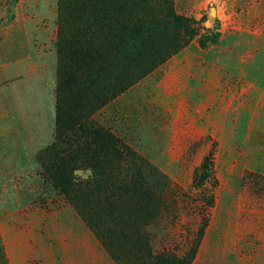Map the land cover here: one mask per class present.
I'll return each instance as SVG.
<instances>
[{
  "label": "rangeland",
  "instance_id": "1",
  "mask_svg": "<svg viewBox=\"0 0 264 264\" xmlns=\"http://www.w3.org/2000/svg\"><path fill=\"white\" fill-rule=\"evenodd\" d=\"M75 5L60 14V0H0V40L26 43L32 57L0 82V95L14 92V102L0 97V110L14 109L9 154L0 150V187L25 200V215L36 208L53 214L61 204L72 206L52 181L66 174L72 196L90 195L88 204L78 202L87 211L95 194L124 183L135 152L168 177L162 219L149 226L158 250L183 255L206 221L192 264H264V0H122L111 8L121 12L117 17L111 9L97 13L88 0ZM98 58L105 73L118 65L113 93L86 81L83 66ZM36 80L55 110L50 145L30 140L17 113L29 104L21 94L35 91ZM57 117L61 166L45 155L60 144ZM85 122L94 125L90 136L77 131ZM107 130L130 158L105 142ZM211 151L213 177L197 188L196 171ZM153 175L130 176L143 182L133 192L153 193ZM154 203L133 206L147 211ZM13 262L0 230V264Z\"/></svg>",
  "mask_w": 264,
  "mask_h": 264
},
{
  "label": "trees",
  "instance_id": "2",
  "mask_svg": "<svg viewBox=\"0 0 264 264\" xmlns=\"http://www.w3.org/2000/svg\"><path fill=\"white\" fill-rule=\"evenodd\" d=\"M88 1L90 4L92 2V5L96 9L97 13H102L103 11L106 13L113 7V4L116 1L120 2L122 0ZM77 2H80V0H60V14L63 13V8L66 11H72L75 9V3ZM86 7L88 6L83 5V9H86ZM111 10L112 13L109 14H113L116 17L121 14L119 10ZM61 22L62 20L60 17V25ZM60 31L62 34H65L63 25L60 26ZM58 47V54H60L63 49V39H61V41L58 43ZM61 58L62 56L60 54V59ZM101 59L102 58H98V60H92V65H90L92 68H90V66L88 67L87 65L83 66V70H89L87 72L88 74H86V81H88L89 77V79L93 83L99 85L100 88L104 89L109 87L111 89V93H113L121 81V78L118 77V65L112 66L110 68L112 71L109 70L108 73H105V67L100 64ZM60 69L62 70V67H60ZM127 74L128 71H126L125 75L122 76V80L126 78ZM84 75L85 74H82V76ZM59 76L61 77V82L59 83L60 85L58 87V91L60 92L61 90L63 91V88L65 87V84L63 83L65 77L61 74H59ZM57 111V113L60 114L59 108ZM89 124L90 125L86 124V122L76 124L78 133H88L90 136L89 133L92 131V127L94 125L92 123ZM103 133L104 137L105 135H108L105 139V142H107L111 149L113 148L116 153L123 154L124 156H128L130 158L128 153L125 154L120 150L127 148H125V146L122 144V141L117 136H114V133L109 130L103 131ZM60 135L59 120L57 117V139H59L60 144L58 146H55V144L51 146L48 151H46L45 155L51 158L54 163L57 162L58 165L60 164L61 166L62 164L61 160L59 163V158L60 153L63 150L61 148L62 137ZM212 153L213 151L209 153L210 155L208 157L204 158V161L196 171L194 183L197 188L204 187L205 184L213 177L211 162ZM132 156V162L134 164L124 169L126 170V179L124 183L118 185L119 188L116 192H108L106 195L101 193L95 194V197L93 196L92 198V206L87 211L83 210V206H81L78 202L84 201L88 204L90 195L85 197L84 200H78L77 194L72 196L70 194L71 190L69 188L72 185L73 180H71L68 175L61 173L63 176L61 175L58 178L52 177V181L58 182V188L65 197H68L69 203L76 208L77 213L80 214V216L83 218V221L92 231L102 248L108 253L113 264H192L198 254L201 241L205 234L207 222H203L202 227L198 231L195 242L183 255H178L177 253L171 252L170 250H158L156 244L152 240V233L149 231V226L156 224L158 221L160 223L162 219L161 213L165 203V195L169 184L168 177H166L158 168L152 167L150 164H148V162L144 160V158L140 157L137 153L133 152ZM61 170L62 169H60V171ZM140 170L143 172L149 170L152 174H154V184L152 185L153 193L147 192L139 194L133 192L137 188L141 190L142 186H140L139 183L143 184V182L142 180L134 181L129 179V177L132 175L138 177V172ZM154 199L156 201V203L153 205L154 207H151L147 211H145V209L138 210L133 206L134 202L140 201L144 204H148L150 200ZM208 202L210 205H213V198H211ZM160 232L161 229H159L158 235L161 234Z\"/></svg>",
  "mask_w": 264,
  "mask_h": 264
},
{
  "label": "crops",
  "instance_id": "3",
  "mask_svg": "<svg viewBox=\"0 0 264 264\" xmlns=\"http://www.w3.org/2000/svg\"><path fill=\"white\" fill-rule=\"evenodd\" d=\"M30 51V46L26 43H17L14 39L5 43L0 40V82L14 78L16 65H24L32 59ZM22 66L17 68L25 71L30 67ZM37 82L39 85H36L35 91L21 94L22 100L29 101V104H23L17 113L22 118L24 133L28 134L30 140L37 136L50 145L55 140V110L48 93L40 86V80L35 83ZM0 97L2 100L14 102V92ZM32 101L35 105L31 104ZM9 108L0 110V144L5 145L0 146V150L4 154H9V142L13 139L14 117L10 110L14 109ZM4 197L6 200H3ZM19 197L15 189L3 190L0 187V230L13 264H112L108 253L100 245H96L94 234L72 206L61 204L53 214L36 208L25 215L26 202ZM20 207L25 210L20 212ZM20 215L24 219L22 223ZM3 217L8 220L4 222ZM38 229H42L41 234L47 236L45 241L36 236ZM19 230L23 231L22 236L15 235Z\"/></svg>",
  "mask_w": 264,
  "mask_h": 264
}]
</instances>
